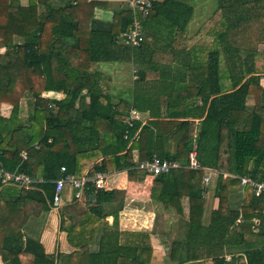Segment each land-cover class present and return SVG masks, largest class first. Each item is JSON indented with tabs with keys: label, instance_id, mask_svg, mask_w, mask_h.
I'll list each match as a JSON object with an SVG mask.
<instances>
[{
	"label": "trees",
	"instance_id": "obj_1",
	"mask_svg": "<svg viewBox=\"0 0 264 264\" xmlns=\"http://www.w3.org/2000/svg\"><path fill=\"white\" fill-rule=\"evenodd\" d=\"M18 1L0 0V47L5 49L0 54V106L11 109L8 118L0 115V165L8 172H24L43 182L37 190L0 185V257L3 264H56L55 255L45 254L37 239L21 232L30 230L29 221L49 211L53 182L67 174L78 179L89 167V176L126 171L128 180L141 181L135 167L139 161H147L140 156L133 163L131 157L132 150H141L145 128L139 139L131 141L138 128L135 124L124 138L127 127L114 120L111 105L100 102L93 66L111 60V47L129 53L135 63L138 55L152 57L147 38L166 41L183 33L193 7L177 0H141L151 7L140 24V46L130 48L120 41L134 21L129 5L114 12L109 24L99 26L93 19L94 10L106 7L98 1L51 0L53 5L44 13L36 12L35 0H27L26 7ZM258 1L231 0V6L221 7V18L206 34L213 41L200 46L202 57L212 61L202 67V111L207 104L208 109L194 147L193 142H184L186 154L181 162L186 166L188 154L195 149L199 168L173 170L152 181V199L171 205L178 214L177 203L188 199L184 240L171 244L164 264H264V194L256 196L252 188L241 186L242 178L264 182V90L259 86L264 77V50H240L225 43L227 31L247 24L252 14L260 16ZM15 38L24 42L16 44ZM222 74L230 81L229 93H223L225 87L219 84ZM49 91L62 92L64 99H42V93ZM25 93L34 101L33 110L22 121L20 101ZM248 97L254 99L250 112ZM131 142L137 144L126 149ZM21 152L26 154L24 159ZM100 158L101 163L93 165ZM179 158L175 155L167 160L179 162ZM204 170L216 173L214 197L218 199L206 226L201 224ZM233 188L240 190L236 208L230 205ZM84 191L83 203L73 199V205L59 209V230L66 233L74 249L68 264H150V245L130 241V233L118 240L117 232L112 231L117 211L103 210L105 204L121 208L124 191L94 190L91 185ZM90 195L95 196L93 202ZM107 216L113 217V225L105 226L92 247L93 236Z\"/></svg>",
	"mask_w": 264,
	"mask_h": 264
},
{
	"label": "crops",
	"instance_id": "obj_2",
	"mask_svg": "<svg viewBox=\"0 0 264 264\" xmlns=\"http://www.w3.org/2000/svg\"><path fill=\"white\" fill-rule=\"evenodd\" d=\"M94 1L104 3L106 7L94 10L93 19L99 23V26L109 24L113 18V13L121 7H128V0ZM153 1L162 2L163 0ZM177 1L192 5L193 16L191 21L184 28L183 33L173 38L169 37L166 41L155 40L153 37L147 38V46L151 50L150 55L152 57L147 56V59L137 58L136 63L131 58L130 62L132 65L139 68L133 80H129L125 86L119 82L126 80L128 66L130 65L127 63L128 61L122 62L120 59H117V56L122 54L121 48L111 47V60H100L95 63L91 71L93 80L97 82L99 93L102 96L100 102L104 105H111V109L115 113L114 120L123 122L125 127H127V133L130 128L126 123V119L131 108L139 113L141 120L144 122V125L140 128V131L142 128H145L140 140L141 150L136 148L131 153L133 163H137L140 156L147 157L148 160L153 156L171 159L175 155H180L177 161L182 165L181 162L184 161L186 154L184 142L191 141L194 147V139L208 109L207 104L202 111V98L205 96L202 90V85L205 82L202 67L207 62L212 61L202 57L200 46L213 41L212 38L207 39L206 34L212 30L214 24L221 18V7L226 8L231 6V0H199L200 2L206 1L204 4L210 8L209 12L205 11L206 6L203 3L196 6L195 0H191L193 3L186 0ZM35 2L37 13H44L46 7L54 3L51 0H35ZM18 4L21 7H26L27 0H19ZM257 7L262 14L264 0H259ZM133 16L138 20H144L138 11H133ZM246 26L247 24H243L238 30L227 31L228 40L225 43H229L228 45L238 49L234 45L233 36L243 35L245 29H248L245 28ZM258 32L262 36L257 42L251 43V46L245 49L255 48L259 51L264 50V30H258ZM23 42L24 40L21 38H15L14 41L16 44ZM4 51L5 49L0 47V54H3ZM219 67L223 71L224 64L222 57L219 60ZM221 76L219 84L225 87V92L223 93H229L231 91L230 81L226 78L225 74ZM259 86L264 90L263 76L259 79ZM130 91H132V98H134V101L131 100V104L126 99L127 97L131 98ZM82 95L86 98V102H88L89 99L85 91H83ZM64 96L62 92L49 91L42 93L41 97L45 100L61 101L64 99ZM25 98L28 99V104L31 103L29 100L34 101L31 94L25 93L20 101V114L22 111L21 103ZM211 99L212 97L209 98V100ZM250 101L254 106V99L248 97L246 99L248 112L253 109V106L249 104ZM2 106L6 107V109L2 110L0 115L8 118L11 109L5 104H2L0 108ZM27 114L29 116L30 112ZM26 119L21 118L22 121ZM134 143L137 144V142H131L127 145L126 149ZM194 150L190 151V153L193 152L196 155ZM21 153L25 154V152ZM101 161L102 158L95 161L93 165H99ZM90 168L85 169L81 177L85 174H90L88 173ZM204 171L206 174L211 170ZM101 174L106 176L107 190L124 191V203L121 208L117 210L116 206L111 204L103 205V210L106 212L117 211L116 225L112 228V231L117 232L118 240L122 238V234H132L133 236L130 241L139 243L141 246L143 244L144 246L150 245V264L161 263V260L165 259L169 254L171 244L175 241L184 240L189 212L188 199L186 197L182 198L177 203L178 208L181 210V213L178 214L171 205H165L160 200L152 199L151 192L154 177L139 172L136 177L142 178L141 181H130L128 180L126 171H113L112 173L106 172ZM215 182L216 175L211 174L210 182L207 185L203 184V187H205L202 192L204 209L201 224L203 226L209 223L210 213L218 207V199L214 197ZM84 196L85 193L83 198L78 200L80 203L84 202ZM90 196L89 200L93 202L95 196L91 199ZM239 196V188H233L230 193V205L232 208L237 207ZM62 201L63 203L57 207H53L50 201L49 204L51 206H49V211L42 213L38 219L29 221L28 227L30 230H21L24 236L37 239L45 254L55 255L56 264H68L70 254L74 250L67 242L66 233L59 230V209L73 205L72 202L74 201L69 188L65 189ZM112 225L113 217L107 216L93 236L92 247H95L97 242H99L105 231V226L110 228ZM0 264H3L1 257Z\"/></svg>",
	"mask_w": 264,
	"mask_h": 264
},
{
	"label": "built area",
	"instance_id": "obj_3",
	"mask_svg": "<svg viewBox=\"0 0 264 264\" xmlns=\"http://www.w3.org/2000/svg\"><path fill=\"white\" fill-rule=\"evenodd\" d=\"M128 5L133 9V11H138L142 16V19L148 14L151 7L150 2H145L141 0H128ZM142 20L136 19L132 23V27L127 33H124L120 41L122 44L130 47L137 48L140 46L143 38L141 35L140 24ZM126 123L129 128H133L135 124H138V128L133 133L131 141H136L140 138L141 131L140 128L144 125L141 120L139 113L131 108L128 112ZM125 137L127 138V132H125ZM20 156L24 159L26 154L21 153ZM136 170L145 173L148 176L156 177L159 175L168 174L170 171L177 170L180 168H186L191 170H197L199 168L195 153L191 152L188 154V160L186 166L181 165L176 161H170L167 159L159 158L157 156L151 157L147 161L139 162L135 167ZM61 173L65 172V168L61 167ZM216 173L209 171L206 173L203 183L207 185L210 182V175ZM43 181L38 178L31 177L24 172H8L3 169L0 165V185L7 187L12 186L22 190H37L38 185ZM54 190L51 197V203L53 207H57L63 203L62 198L66 188H69L72 193V197L75 200H81L84 195V190L87 185H91L94 190H106V176L101 173H94L92 176L85 174L82 178L77 179L72 174H67L54 182ZM241 186H249L255 192L256 196L264 194V182L255 183L249 179L242 178Z\"/></svg>",
	"mask_w": 264,
	"mask_h": 264
},
{
	"label": "rangeland",
	"instance_id": "obj_4",
	"mask_svg": "<svg viewBox=\"0 0 264 264\" xmlns=\"http://www.w3.org/2000/svg\"><path fill=\"white\" fill-rule=\"evenodd\" d=\"M186 1H191V0H186ZM195 2H196L195 3L196 6H199L200 4L203 3V5L206 6L205 7V9H206L205 11L209 12L210 8H208V5L204 4V3H206V1L205 2L204 1L200 2L199 0H195ZM248 7L253 8L252 2H248ZM259 13H260L261 16H259V15L256 16L254 14L250 15V21L247 23V26L245 27V28H248V29H245V32H244L243 35H235V36H233V40L235 41L234 45L237 46L238 48H241V50L245 49L247 47H250L251 43L254 44L262 36V35L258 34L259 33L258 30H264V10L262 11V14H261L260 11H259ZM141 34H142V32H141ZM122 48H124V47H122ZM242 54H243V52H242ZM137 58H140V55H138ZM117 59H120L122 62L128 61L127 63L130 64L128 66V72L126 74V80L124 82L119 81V82H121V85L123 84L125 86L126 83H128L129 80H131V79L133 80V78L136 77L135 75H136V73H137L139 68L137 66H135V65H132V63L130 62L131 56L127 52H126V54L124 52L122 54H119L117 56ZM164 59H167V58H164ZM122 79L124 80V78H122ZM128 93H126V94H128ZM130 96H131V98L127 97L126 99L128 101H130V104H131V100L134 101V98H132V91H130ZM27 100L28 99L25 98V99H23V101L21 103L22 104V111H21V114H20V118H22V119H26L28 117L27 113L31 112L33 110V108H32L33 101L29 100V102H31V103L28 104ZM249 104H250V106H253V103L251 101H250ZM27 106L29 107L28 109H27ZM5 109H6V107L2 106L0 108V112H2V110H5ZM137 171L140 172L139 170H137ZM78 179H80V178H78ZM72 199H73V197H72ZM157 264H164V259L161 260V263H157Z\"/></svg>",
	"mask_w": 264,
	"mask_h": 264
},
{
	"label": "water",
	"instance_id": "obj_5",
	"mask_svg": "<svg viewBox=\"0 0 264 264\" xmlns=\"http://www.w3.org/2000/svg\"><path fill=\"white\" fill-rule=\"evenodd\" d=\"M91 198H94V195H91V196H90V199H91Z\"/></svg>",
	"mask_w": 264,
	"mask_h": 264
}]
</instances>
